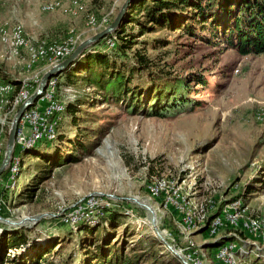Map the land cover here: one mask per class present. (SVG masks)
Instances as JSON below:
<instances>
[{
	"label": "rangeland",
	"instance_id": "374dc122",
	"mask_svg": "<svg viewBox=\"0 0 264 264\" xmlns=\"http://www.w3.org/2000/svg\"><path fill=\"white\" fill-rule=\"evenodd\" d=\"M8 1L0 0V13ZM43 1L37 0L40 11L59 10L66 16L42 14L37 6V16H30L27 22L10 14L0 15V19L20 24L32 47L71 38L73 50L107 26L124 2L78 0L67 4L66 0H56L61 8L51 11L43 9ZM143 16L140 10L135 12L136 19ZM129 26L137 34L139 25L133 22ZM107 40L113 45L109 37ZM134 42L130 53H145L153 59L155 70L179 78L191 72L203 73L207 85L194 83L190 93L198 106L168 117L134 114L125 101L81 78L85 73H79L71 85L64 84L63 76H53L54 97L66 107L72 102L76 111L73 115L65 111L53 136L37 139L29 147L41 154L18 153L21 165L15 179L4 180L7 196L6 208L0 213L4 218L0 219V240L3 237L8 246L0 264H14L13 260L27 254L31 237L36 245L48 238L58 243L48 255L56 264H84L88 249L81 240L87 235L60 215L78 205L93 209L81 220L90 224H95L106 209L123 214L128 228L125 233L123 226L116 229L115 238L144 252L142 264H191L183 257L188 244L194 249V259L212 264L204 244L223 236L246 240L239 243L243 252L235 251L237 264H264L260 237L242 232H236L237 237L228 236L233 228L226 222L213 234L203 233L199 230L203 226L186 227L180 218L185 206L195 213L201 204L205 209L209 206L208 216L237 204L247 216L264 218V53L242 55L213 47L188 31L160 27L138 34ZM9 55L0 40V74L26 87L40 82L43 74L61 61L46 58L28 66L25 54L22 58ZM37 65L45 68L36 71ZM38 84H33L32 92ZM73 140L86 145L85 152L72 150ZM69 154L78 156V161L55 160L57 155ZM165 190L174 193L173 202L180 214L158 192ZM92 198L109 205L94 208L88 203ZM154 225L184 261L161 240ZM21 234L28 236L25 246L20 242Z\"/></svg>",
	"mask_w": 264,
	"mask_h": 264
},
{
	"label": "trees",
	"instance_id": "16d2710c",
	"mask_svg": "<svg viewBox=\"0 0 264 264\" xmlns=\"http://www.w3.org/2000/svg\"><path fill=\"white\" fill-rule=\"evenodd\" d=\"M138 10L144 15L142 20L135 18ZM133 22L139 25L137 34L129 26ZM156 27L182 29L213 47L233 49L242 55H258L264 53V0H133L118 28L95 42L71 66L56 76H63L64 84L71 85L79 78V73H85L81 78L107 94L116 95L118 100L125 101L126 108L134 114L144 112L147 116L168 117L192 111L198 106L190 96L192 85L195 83L204 87L208 83L203 73L191 72L184 77H171L163 70L153 69V59L145 53H130L138 34L154 31ZM108 37L113 45L107 42ZM0 80L18 83L1 74ZM72 104L71 102L66 107L65 103L64 112L69 111L73 115L76 107ZM71 143L75 152H85L86 145L79 140ZM36 150L38 149L29 148L23 153H40ZM55 160L60 163L76 162L78 156L57 155ZM209 211L207 206L205 225L199 229L203 233H206L207 226L219 213L208 216ZM104 212L95 224L85 221L77 223V230L84 231L87 235L81 240L83 248L88 249L83 263L142 264L146 256L144 252H138L134 246L128 248L126 240L115 238L116 229L123 226L125 233L128 228L123 214L114 209H106ZM22 235L20 242L25 246L28 236ZM2 239L0 257L8 246ZM228 239L232 241L231 237L223 236L204 244L209 249L212 264H220L215 251ZM29 240L27 254L13 260L14 264H56L48 255L57 242L48 238L44 243L36 245L34 238Z\"/></svg>",
	"mask_w": 264,
	"mask_h": 264
},
{
	"label": "bare ground",
	"instance_id": "6f19581e",
	"mask_svg": "<svg viewBox=\"0 0 264 264\" xmlns=\"http://www.w3.org/2000/svg\"><path fill=\"white\" fill-rule=\"evenodd\" d=\"M4 1V0H2ZM19 1V0H17ZM67 4H75L78 0H66ZM60 2L56 0H44L43 1V9L44 10H55L61 8L59 5ZM0 40L1 42L9 49L10 57H18L22 58L23 55H26V61L28 66H32L38 60H45L46 58L56 59L57 61L63 60L73 51L74 41L70 38L68 40H64L62 42H58L56 44H47V45H39L37 47H32L24 35L23 28L20 24L11 23L8 20L0 19ZM49 53L47 54V52ZM58 64V63H57ZM56 65V64H55ZM54 66V65H53ZM52 78V79H51ZM45 89L43 90L41 96L36 100V102L27 108V113H34L35 108L42 106L43 102L49 98V90L50 85L54 82L55 78L51 77ZM28 98V90L24 83L18 82L14 83L13 81L2 82L0 80V159L4 156L5 153V141H6V133L9 128L12 118L14 114H16L19 106ZM55 98V106L52 108V118L51 122H49V133L48 135H39V140L44 139L46 136H53V133L61 120L62 113L65 110V104L56 100ZM21 133V126H17L16 134ZM7 142V141H6ZM31 144L24 148L14 149L13 151V164L10 166L8 164L7 171H10V177L12 180L15 179L16 174L18 173L19 165H20V156L18 153H22L24 150L29 148ZM8 185L6 186V188ZM94 200L93 198L90 200ZM239 202V201H238ZM241 202V201H240ZM240 204V203H239ZM237 205V204H236ZM230 206L226 205L221 211L214 216L211 220L209 226H207V230L209 233H215L218 229H220L224 222L228 223L232 228V232L228 233V236L237 237L236 232L247 233L250 235L249 231L243 230V226L251 225L257 231V236L261 238V244L264 245V218L255 219L251 216H247L245 214L244 208H240L239 206ZM206 206L200 205L196 212H190L191 208L185 206L182 217H191L190 224L188 221L182 220L184 226L189 228H199L200 226L205 225L206 221ZM231 209V218L232 220H223L221 223V217H226V214ZM98 212V210H97ZM85 218V217H84ZM245 243L246 240H242L237 237V239H233L232 241H226L223 245L219 247V249H223L226 245H234L237 248H234L230 253L229 264H237L236 262V254L235 251H242L239 243ZM261 245V246H262ZM258 246V245H257ZM218 249V250H219ZM184 261V260H183ZM184 263H187L184 261Z\"/></svg>",
	"mask_w": 264,
	"mask_h": 264
},
{
	"label": "built area",
	"instance_id": "2783aa9c",
	"mask_svg": "<svg viewBox=\"0 0 264 264\" xmlns=\"http://www.w3.org/2000/svg\"><path fill=\"white\" fill-rule=\"evenodd\" d=\"M49 51L47 52V54ZM39 81L28 83V98L33 93V84H38ZM27 98V99H28ZM55 106V98H54V90H53V83L50 85L49 90V98L43 102L42 106L35 108L34 113H27V109L24 110L22 113V116L20 118V121L18 123V126H21V133L15 134V140H14V149L18 148H24L27 147L35 142H37V139H39V135H48L49 133V122L53 120L52 118V108ZM4 145L3 147H5ZM10 166L13 164V154L10 160ZM10 177V171H6L5 174L1 178L0 182V213L4 212V209L6 208V202L4 201V198L7 196L6 189H4V180L9 179ZM160 195H163L164 199L167 203L174 204L176 208V204L173 202V195L174 193L171 192V190H165V191H158ZM88 203L90 206L96 208L99 206H108L109 204L105 201H89ZM89 209V208H88ZM87 205L84 207L83 205H78L76 208H72L69 212H62L60 215L62 216V220L64 222L70 223L71 225H76L79 223V221L84 220V217L87 215H91L93 213V209L88 211ZM176 210L180 214V210L176 208ZM6 211V210H5ZM182 220L188 221V224H190V218L191 217H181ZM0 219H4L1 217ZM223 220H232L231 218V209H229V212L226 214V217H221V220L219 223H221ZM8 221V219H6ZM243 230L249 231L250 235H257V231L252 227L251 225L243 226ZM237 248L234 245H226L223 249H219L215 251L216 259L219 260L220 264H229L231 262L230 260V253L231 251ZM185 253H183V257L188 259V261L191 264H201L200 259H194V249L189 244L184 249ZM181 251V250H180Z\"/></svg>",
	"mask_w": 264,
	"mask_h": 264
},
{
	"label": "water",
	"instance_id": "95a60500",
	"mask_svg": "<svg viewBox=\"0 0 264 264\" xmlns=\"http://www.w3.org/2000/svg\"><path fill=\"white\" fill-rule=\"evenodd\" d=\"M133 0H124L120 11L117 13V15L114 17L113 21L111 23H109L107 26H105L104 28H102L100 31L95 32L94 34H92L91 36L87 37L86 39L82 40L77 46L76 48L72 51V53L67 56L65 59H63L62 61H60L58 64L52 66L51 68H49L41 77L40 82L36 88V90L29 96L28 99H26L18 108L16 114L14 115V118L12 120L9 132H8V138H7V142H6V148H5V153L0 165V175L4 172L5 168L8 166L12 154H13V148H14V140H15V134H16V129L18 126V123L20 121V118L22 116V113L24 112L25 109H27L28 107L32 106L34 104V102L36 101V99H38L43 90L45 89L48 80L53 77L56 76L58 74H61L66 68H68L69 66H71L74 61L83 53V51L85 49H87L91 44L97 42L98 40L104 38L105 36H107L108 34L112 33L116 28H118V26L121 24L122 18L129 6V4L132 2ZM154 220V219H153ZM154 224V223H153ZM155 227V231L157 233V235L161 238V240L167 244L168 248H170L173 252H175V254H177L182 260L183 257L180 254V252L178 250H175L163 237V235L160 233V231L158 230V228L154 225ZM186 264V263H184Z\"/></svg>",
	"mask_w": 264,
	"mask_h": 264
},
{
	"label": "crops",
	"instance_id": "0c3cea01",
	"mask_svg": "<svg viewBox=\"0 0 264 264\" xmlns=\"http://www.w3.org/2000/svg\"><path fill=\"white\" fill-rule=\"evenodd\" d=\"M14 1L15 0H9L6 3L4 11L1 12L0 15L6 16V15L10 14V15H14V16H20L23 18V20L25 22H27V20L30 16H37V14H38L37 13L38 12L37 6H38V10H39V2H37V0H21V1H19L20 3L17 7L13 6ZM39 12L42 14L66 16V15L62 14V12L59 10L54 11V12H42L39 10ZM25 25H26V26H24L25 30L28 31L29 30L28 23H25ZM43 68H45V66L40 67L39 65H37L36 71L43 70Z\"/></svg>",
	"mask_w": 264,
	"mask_h": 264
}]
</instances>
